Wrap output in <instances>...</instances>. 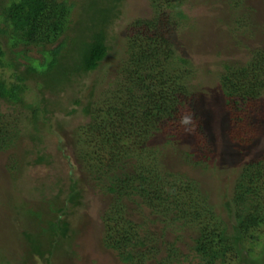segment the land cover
Returning a JSON list of instances; mask_svg holds the SVG:
<instances>
[{"label": "trees", "instance_id": "16d2710c", "mask_svg": "<svg viewBox=\"0 0 264 264\" xmlns=\"http://www.w3.org/2000/svg\"><path fill=\"white\" fill-rule=\"evenodd\" d=\"M72 1L0 0V23L4 26L0 27V109L5 105L13 112L20 108L31 111L29 122L33 131L45 128L51 132L53 129L47 115H51L50 103L53 105L58 100L45 98L46 93L57 96L77 80L99 72L110 50L119 47L110 45L116 38H111L108 31L121 15L118 8L123 0H81V4ZM221 1L228 11L244 7V0ZM149 3L154 14L131 23L124 43L116 49L117 53L126 52L127 59L120 62L115 76L101 91L97 89L99 85L93 84L84 102L80 99L72 101V105L80 108L85 121L71 132L60 127L61 123L57 124L67 136H72L70 146L82 172L110 198L107 205L110 208L102 214V219L106 216L110 221H122L127 225L126 229H137L138 225L135 227L126 219L124 201L127 199L138 209L142 206L155 209L159 218L152 222L169 217L170 223L199 227L192 238L191 249L205 264H224L231 254L244 264H255L257 261L249 259L244 242L247 237L259 239L254 232L264 228V154L243 166L230 195L225 197L222 205L234 222L230 228L198 182L184 173H173L167 168L166 160L158 159V153L162 151L160 145H153L156 137H163L170 144L189 133L194 136L195 146L205 152L203 158L212 159L213 145L206 136V126H212L213 118L204 110V104L196 109L190 78L199 69L187 55L177 53L171 39L173 25L187 21L182 11L185 0H149ZM217 3L220 1L208 0L207 5ZM161 7H167L172 13L164 15L160 12ZM247 11L243 21L250 20L254 14L250 8ZM73 12L75 24L69 27L68 19ZM221 22L222 19L216 16L203 26ZM234 24L230 30L228 24L226 28L240 33L248 27L247 22ZM2 37L6 38L5 45ZM18 46L22 48L13 51ZM235 46L249 57L244 61L224 62L217 74L224 99L223 110L231 105L235 108L239 101L258 106L257 102L264 93V48L248 50L240 40ZM32 48L37 50L41 60L28 56ZM23 59L25 62L21 63ZM6 68L9 69L7 77L3 71ZM31 83L40 98L28 103ZM73 113H76L74 108L68 112ZM226 116L228 125L239 121L233 120L229 114ZM3 118L0 113V152L14 148L19 138H24V133L17 129L16 119L6 121ZM184 118H188L187 124L182 123ZM59 133L60 130L58 142ZM29 138L36 140V135L30 133ZM228 139L238 147L243 145L237 136L234 141ZM235 141L237 143H233ZM197 152L185 151L186 162ZM44 161L47 162L46 155L40 154L33 163ZM26 165H30L29 160ZM161 169L171 180L163 177ZM70 181L66 200L77 206L81 192L71 176ZM54 224L55 234L59 232L65 237L67 224L58 220ZM134 229L122 235L118 233L121 236L109 245L116 250L122 248L119 256L126 262L133 260V255L125 247L137 245L131 242L129 235ZM109 234L108 228L106 236ZM25 236L31 249L40 254L41 242L37 235L25 233ZM138 243L140 246L144 244L142 241ZM174 244H170L168 253L157 264H186V256L183 255L182 261L178 260L182 255L173 248Z\"/></svg>", "mask_w": 264, "mask_h": 264}, {"label": "rangeland", "instance_id": "374dc122", "mask_svg": "<svg viewBox=\"0 0 264 264\" xmlns=\"http://www.w3.org/2000/svg\"><path fill=\"white\" fill-rule=\"evenodd\" d=\"M216 1L220 3L207 5L208 0H185L182 11L187 21L176 22L171 31V39L177 53L187 55L199 69L194 71L190 78L192 85L190 90L196 109L204 104V110L213 118L212 126H206V136L213 145L214 155L212 159L205 160L203 158L205 152H201L195 146L196 141L191 133L170 144L166 143L163 137H156L153 145H160L159 150L162 152L158 153V159L166 160L167 165H165L171 169L170 171L186 174L208 192L220 218L224 219L230 228L234 222L226 215L222 205L225 197L230 195L243 166L264 154V93L257 102L258 106L239 101L235 108L232 105L226 106L224 112V99L220 92L217 74L221 71L224 62L238 61V59L244 61L249 57L245 55V51L236 48L237 40L243 41L248 50L264 48V0H244L242 10L236 11H228L223 1ZM72 2L82 3L81 0ZM247 8L253 10L254 14L250 20L243 21L244 12L248 14ZM118 9L121 15L108 31L111 38H116L110 42L111 46L119 45L116 49L124 43L125 33L131 23L154 14L149 0H123ZM160 12L164 15L172 13L167 7L164 9L161 7ZM74 15L73 12L69 16V27L75 24ZM216 16L223 22L204 28L203 25ZM237 21L247 22L248 27L242 29L240 33L234 30L232 33L229 30ZM0 27L4 26L0 23ZM67 30L70 31L69 28ZM1 41L5 45L6 38L2 37ZM21 48L18 46L13 48V51ZM116 49L110 50L99 72L77 80L72 87L57 96L45 94V98L58 100L57 103L49 105L51 115L47 117L51 118L49 122L53 128L51 132L45 128L33 131L29 122L31 111L20 108L13 112L5 105L1 106L0 113L3 114V119L6 121L16 119L17 129L24 133V138L20 137L14 148L0 152V264H157L164 259L172 243H175L173 248L178 249L182 255L178 257L179 261L183 260L184 255L187 257L186 264H205V261H202L191 249L192 238L199 228L196 225L182 227L181 223H170L169 217L152 222L155 218H159V215H155L158 214L155 209L148 206L138 209L127 199L124 201L127 207L126 219L133 226L138 225L137 229L134 227L130 230L126 229L127 225L120 220L110 221L106 216L102 219V214L110 208L107 206L110 198L105 196L95 182L82 172L70 146L72 136H67L60 128L64 126L66 131H75L85 121L80 108L72 105V101L80 99L84 102L93 84L99 85L97 89L101 91L109 79L115 76L120 62L127 59L126 52L117 53ZM7 53H10L9 50ZM28 56L41 60V56L34 48ZM20 69L23 70L21 67ZM8 70L3 69L6 77L9 74ZM31 87V93L27 96L28 103L40 98L32 83ZM95 95L98 93L95 92ZM72 108L76 113L68 114ZM227 114L233 120L239 121H232L228 125ZM12 127L14 128L13 125ZM59 130L61 134L59 133L58 142ZM30 133L36 135V140H30ZM236 136L240 139L239 142L243 141L241 147L229 142V137L233 140ZM185 151L199 152L188 157L189 162H186ZM40 154L46 155L47 162L33 163ZM28 160L30 165H26ZM198 161L200 164H197ZM161 170L164 175V169ZM70 176L77 181L76 188L81 192L80 204L77 206L66 200L71 183ZM163 177L171 180V177L165 175ZM57 220L67 224L68 232L65 237L59 232L55 234L52 224ZM108 228L109 237L106 236ZM133 229V234L129 235L132 237L131 242L137 245L125 247L133 255V260L126 262L119 256L122 248L119 251L109 245L116 237ZM25 233L37 235L41 242V255L31 249ZM254 234L260 238L254 240L247 237L244 242L245 250L249 254V259H256L255 264H264V228ZM140 241L144 243L141 246L138 243ZM224 264L244 263L235 254H231Z\"/></svg>", "mask_w": 264, "mask_h": 264}, {"label": "clouds", "instance_id": "9594fccd", "mask_svg": "<svg viewBox=\"0 0 264 264\" xmlns=\"http://www.w3.org/2000/svg\"><path fill=\"white\" fill-rule=\"evenodd\" d=\"M182 123L187 124V123H188V118H184V119L182 120Z\"/></svg>", "mask_w": 264, "mask_h": 264}]
</instances>
